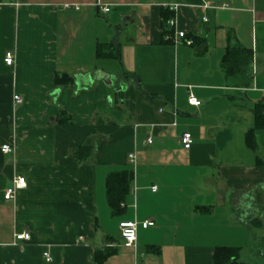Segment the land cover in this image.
Masks as SVG:
<instances>
[{"label":"crops","instance_id":"crops-1","mask_svg":"<svg viewBox=\"0 0 264 264\" xmlns=\"http://www.w3.org/2000/svg\"><path fill=\"white\" fill-rule=\"evenodd\" d=\"M237 46L251 75L228 78ZM260 103L264 0H0V264H94L109 248L105 264H215L224 247L239 249L235 264H264L263 131L256 151L246 142ZM87 143L94 157L78 164ZM123 170L133 177L114 215L107 177ZM16 177L26 187L6 201ZM124 222L138 224L135 249Z\"/></svg>","mask_w":264,"mask_h":264},{"label":"trees","instance_id":"trees-1","mask_svg":"<svg viewBox=\"0 0 264 264\" xmlns=\"http://www.w3.org/2000/svg\"><path fill=\"white\" fill-rule=\"evenodd\" d=\"M187 3L200 4V0H184ZM175 17V12L163 10L162 28L165 34L172 35L173 31L168 26V21ZM169 43V41H168ZM195 41H193V44ZM107 56H114L110 52ZM253 54L243 47H229L223 58V69L228 78L246 77L251 75ZM63 82L61 80L59 84ZM255 127L246 135V142L249 149L257 150L256 134L264 131V104L260 103L254 107ZM94 146L87 143L73 150L72 158L78 164L88 163L94 157ZM133 173L130 170L111 173L107 177L106 191L109 207L114 215L122 212V203L126 201L132 182ZM116 250H97L94 264H105L107 259L114 255ZM239 255L237 248H218L215 254V264H235Z\"/></svg>","mask_w":264,"mask_h":264},{"label":"built area","instance_id":"built-area-1","mask_svg":"<svg viewBox=\"0 0 264 264\" xmlns=\"http://www.w3.org/2000/svg\"><path fill=\"white\" fill-rule=\"evenodd\" d=\"M98 6H99V9L103 13H109L110 12V9L108 7H102L100 5H98ZM172 10L174 12H176V7L172 8ZM175 24H176V18L175 17L168 21V26L171 29H173L175 27ZM174 38H175L174 43H178V40H182L185 38V33L180 32V33H178V35L176 34V37H174ZM189 44H192V42H189ZM14 62H15V57H14L13 53H11V52L7 53L5 55V58H4L5 65H7L8 67H12ZM14 101L18 105L23 103L22 98L19 96H15ZM188 102L191 106H195V107H199L201 105V102L198 101V99L195 98L194 96H190ZM149 143H151V140H149ZM180 143L185 150H190L192 145H193L192 135L190 133H184L180 138ZM1 151L3 154H9L12 152V147H11V145L6 144L2 147ZM129 160L131 163H133L135 161V156L133 154H131L129 156ZM25 187H26V179L24 177L14 178L12 181V186L9 189H7L5 192L4 199L6 201L14 200L18 191L24 189ZM156 190H157V188L154 187L153 191L155 192ZM142 226L144 229H147L149 227L154 226V223L147 221V222L143 223ZM120 228H121V233H122V241H123L122 245H123V247L135 249L136 244H137L138 224L135 222H124V223H121ZM30 239H31V235L29 233H22V234H19L16 236L17 242H19V241H30ZM43 257L46 259L47 262L53 261V259L49 253H44Z\"/></svg>","mask_w":264,"mask_h":264},{"label":"rangeland","instance_id":"rangeland-1","mask_svg":"<svg viewBox=\"0 0 264 264\" xmlns=\"http://www.w3.org/2000/svg\"><path fill=\"white\" fill-rule=\"evenodd\" d=\"M262 133H264V131ZM262 133L259 134V136H260V139H259L260 140V144H262L264 142V134H262ZM261 135H263V136H261ZM262 138H263V141H262Z\"/></svg>","mask_w":264,"mask_h":264}]
</instances>
